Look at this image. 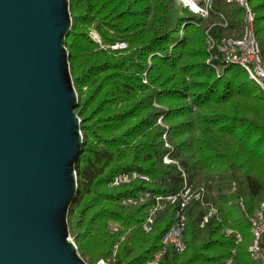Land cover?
<instances>
[{
	"label": "trees",
	"instance_id": "16d2710c",
	"mask_svg": "<svg viewBox=\"0 0 264 264\" xmlns=\"http://www.w3.org/2000/svg\"><path fill=\"white\" fill-rule=\"evenodd\" d=\"M196 3L206 16L180 0H70L84 139L68 222L88 264H149L179 214L186 249L169 248L158 264H257L250 217L264 201V93L208 46L209 36L239 38L245 11ZM250 4L264 56V0ZM130 171L148 180L113 184ZM187 189L185 207L170 202Z\"/></svg>",
	"mask_w": 264,
	"mask_h": 264
},
{
	"label": "water",
	"instance_id": "95a60500",
	"mask_svg": "<svg viewBox=\"0 0 264 264\" xmlns=\"http://www.w3.org/2000/svg\"><path fill=\"white\" fill-rule=\"evenodd\" d=\"M70 0H0V264H88L69 232L82 153Z\"/></svg>",
	"mask_w": 264,
	"mask_h": 264
},
{
	"label": "built area",
	"instance_id": "2783aa9c",
	"mask_svg": "<svg viewBox=\"0 0 264 264\" xmlns=\"http://www.w3.org/2000/svg\"><path fill=\"white\" fill-rule=\"evenodd\" d=\"M184 4L190 6V8L196 12L201 13L203 16L208 14V9L201 8L197 5L196 0H181ZM229 2H235L245 11L244 25L242 35L239 38L225 37L220 41H217L214 37L209 36L208 46L209 50L218 51L221 54L222 59L226 63L239 64L246 69L251 79H253L264 93V56L262 55L259 47L254 27V14L251 8L250 0H228ZM93 38L100 42V36L96 33ZM126 43H118L113 45V49L124 48ZM166 162H170L169 157L165 158ZM144 179L148 180L146 175L139 173L138 171L122 172L115 176L113 180L114 185H120L130 183L135 180ZM192 194L189 189L169 196L172 204L180 202L181 207H185L188 201L191 199ZM160 198V197H159ZM158 198V199H159ZM128 203L132 200L128 199ZM208 220L206 215L204 221L201 223V227H204L205 222ZM152 222V220H149ZM253 234V244L250 247V254L253 260L257 264H264V201L261 202L256 213L250 217ZM145 229L150 231L152 225H145ZM184 217L179 214L178 222L173 225L162 238V247L155 254L149 264H158L161 258L168 252L169 248H174L178 253H183L186 249L184 241ZM240 238L238 239V241ZM234 252V250H233ZM232 262V258L227 261L228 264ZM96 264H111L109 260L99 259Z\"/></svg>",
	"mask_w": 264,
	"mask_h": 264
},
{
	"label": "rangeland",
	"instance_id": "374dc122",
	"mask_svg": "<svg viewBox=\"0 0 264 264\" xmlns=\"http://www.w3.org/2000/svg\"><path fill=\"white\" fill-rule=\"evenodd\" d=\"M181 1V0H180ZM182 2V1H181ZM97 32H93V35L96 34ZM98 34V33H97Z\"/></svg>",
	"mask_w": 264,
	"mask_h": 264
}]
</instances>
